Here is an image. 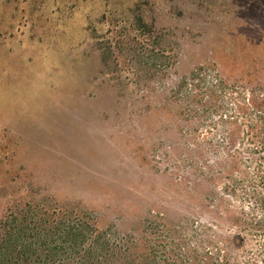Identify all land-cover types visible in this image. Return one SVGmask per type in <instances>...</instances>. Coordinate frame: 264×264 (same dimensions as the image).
Masks as SVG:
<instances>
[{
  "label": "rangeland",
  "instance_id": "1",
  "mask_svg": "<svg viewBox=\"0 0 264 264\" xmlns=\"http://www.w3.org/2000/svg\"><path fill=\"white\" fill-rule=\"evenodd\" d=\"M202 66L264 81V0H0V225L59 210L161 263L205 226L249 260L210 218L216 116L180 89Z\"/></svg>",
  "mask_w": 264,
  "mask_h": 264
},
{
  "label": "trees",
  "instance_id": "2",
  "mask_svg": "<svg viewBox=\"0 0 264 264\" xmlns=\"http://www.w3.org/2000/svg\"><path fill=\"white\" fill-rule=\"evenodd\" d=\"M209 72L207 67L196 68L180 81V89L187 90L202 118L216 116L204 143L213 164L202 168L204 182L220 187L219 195L215 191L209 196L214 207L210 218L220 231L225 225L233 233L229 245L219 240L230 254L240 250L252 255L243 264H264V81H227L217 70L213 76ZM217 132L222 137L214 141L211 136ZM200 145L194 144L198 154ZM66 215L17 204L16 216L0 225V264L242 263L220 249L212 229L205 226L198 227L194 248L180 240L178 251L161 263L142 238L118 240L86 220ZM247 238L255 242L246 246Z\"/></svg>",
  "mask_w": 264,
  "mask_h": 264
}]
</instances>
